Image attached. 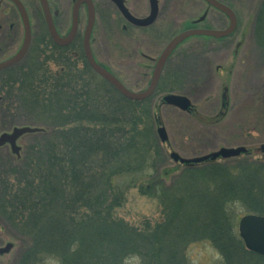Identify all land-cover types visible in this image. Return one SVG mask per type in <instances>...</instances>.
I'll return each instance as SVG.
<instances>
[{
    "label": "trees",
    "instance_id": "16d2710c",
    "mask_svg": "<svg viewBox=\"0 0 264 264\" xmlns=\"http://www.w3.org/2000/svg\"><path fill=\"white\" fill-rule=\"evenodd\" d=\"M59 52L49 36L46 55L36 41L23 68L0 78L4 100L19 104L38 119L33 125L42 127L30 133L40 135V143L29 147L21 166H10L14 181L0 180V218L26 238L19 264H123L134 256L144 264H188L184 249L193 236L210 241L225 264H264V257L243 249L228 214L233 200L248 209L255 206L251 190L262 169L245 167L235 175L209 162L203 169L192 167L197 170L177 187L163 190L150 174L163 159L151 111L148 106L143 114L136 107L150 99H125L88 65L79 72L76 56ZM57 60L65 65L52 72L48 63ZM143 177L153 182L144 187ZM137 187L152 188L165 202L183 208L171 215L172 239L159 259L158 243L138 238L137 231L111 216L126 191ZM255 210L250 214L264 215Z\"/></svg>",
    "mask_w": 264,
    "mask_h": 264
},
{
    "label": "rangeland",
    "instance_id": "374dc122",
    "mask_svg": "<svg viewBox=\"0 0 264 264\" xmlns=\"http://www.w3.org/2000/svg\"><path fill=\"white\" fill-rule=\"evenodd\" d=\"M22 2L27 9L33 33L39 35L41 31L48 37L49 32L39 0H22ZM48 2L52 13H58L56 23L61 25L59 27L61 34H68L72 28L74 0H48ZM158 2L162 9L165 8L153 27L137 30L131 28L127 34L122 31L125 21L119 11L111 5L108 11L104 12L100 8L102 2H97L98 20L91 37L93 56L99 65L135 93L147 90L152 79V67L176 35L187 30L208 27L206 23L201 21L205 10L208 11L209 15L221 17L213 9L208 8L202 0H168L167 2L159 0ZM263 2L264 0H235V9L240 17L237 37L235 34L237 42L242 44L245 40L246 43L248 42L253 30L251 28L252 23L260 9L263 10L262 15L264 16V6L261 7ZM128 5L132 8V13L139 18H144L150 14L148 0H137V2L128 0ZM88 17L87 10L83 9L80 13L78 36L82 42ZM20 20L17 8L6 0H0V23H4V26L15 24L21 29ZM262 23L258 25L261 31L264 30L262 27L264 24L261 26ZM214 25L218 27L217 24ZM245 34L246 39L243 37ZM23 40L22 38L19 47L22 46ZM213 41L216 40H206L203 37L189 39L174 53L169 68L171 69L172 65L175 66L178 60L182 61L193 48L199 49L193 54H199L200 49L203 51L210 46V43L215 44ZM249 42L248 48H242L243 46L239 48L235 45L228 48L217 45L216 49L210 51L211 54L204 53L203 56L210 65L208 74L193 80L192 85L194 89L201 87L200 90L193 91L194 89H188L189 86L184 87L181 73L172 72L173 78L169 79L165 76L160 83L159 91L148 103L136 106L143 114L148 106L151 111L149 115L152 121L150 126L163 159L157 161L154 168L155 172L151 171L150 174L152 178L156 177L155 179L162 182L163 190L173 188V186L177 187L184 175L197 170L192 169V167L203 169L207 165L188 167L176 163L171 158L173 153L184 160H193L215 154L222 149L245 148L253 152L252 155L242 154L237 158H220L213 162L218 166L231 168L235 175L241 174L245 167L251 168V171L257 168L262 169L254 178L251 190L255 195L253 200L255 206L248 209V205L242 204V201L233 200L231 210L228 212L231 217V225L234 227V235L235 237L238 235L241 241L240 220L252 213L251 210L254 212L255 209H259L264 212V156L261 155L260 151L264 145V97H262L264 96V39H260L258 49L251 43V39ZM17 46L10 51L8 56L16 51ZM51 49L53 48L48 49L50 54L54 53V50ZM78 53L79 59H74L73 63H76V69L79 72L85 71L88 64L84 52L79 49ZM250 53H255L254 63L244 65L243 68L235 67L232 69L235 72L227 71L231 68L232 63L235 65L237 62L245 61ZM46 54L48 53H44V55ZM259 56H262L261 59ZM63 64L65 65L64 61L57 60V62L50 61L48 66L52 72H56ZM147 71H149L148 78H143L141 74ZM244 71L249 73L247 78L243 77L246 73ZM88 78L94 81L92 72L88 73ZM245 83H248L246 90ZM225 87H228L229 90L227 109L221 107ZM6 92V90H0L1 137L4 135L11 136L16 130L25 129V127L32 128L31 130L42 128L39 125H33L38 119L32 118L29 113L21 109L19 104L4 100L7 95ZM167 95L188 98L191 106L194 105L196 109L195 113L190 116L187 112L166 105L163 98ZM226 113L229 114L226 118L221 116ZM145 120L146 117L142 124ZM249 120L250 123L247 124ZM140 128L142 129V126ZM160 128H164L168 136L165 144L162 143L158 134ZM40 139L38 134L26 133L18 139L16 150H13L10 143L0 146L1 181L8 180L7 177H11L14 181L15 173L10 166H21L29 147L34 145L37 140L40 143ZM150 181L153 182L149 177L140 179L144 187H147ZM167 210L168 212L171 211L168 217ZM182 210L183 208H179V204L170 200L166 202L162 200L161 195L152 188L149 192L137 187L126 191L123 196V203L120 207L113 209L111 216L114 221L122 222L126 227L137 231L139 233L138 238L153 239V242L158 243L160 250L158 249L156 254L159 259L161 249L164 248V251L167 252L166 245L172 239L170 237L172 229L170 232L168 230H170L169 227H172L171 223L175 217L171 215L174 211L182 213ZM253 215L264 217L263 214L254 213ZM25 239L8 226L5 220L0 218V264H19ZM242 246L247 251L244 242H242ZM184 250V257L188 264H225L221 252L210 241L198 239L197 236H193ZM253 261V264H256L255 260ZM123 264L144 263L134 256L124 260Z\"/></svg>",
    "mask_w": 264,
    "mask_h": 264
},
{
    "label": "water",
    "instance_id": "95a60500",
    "mask_svg": "<svg viewBox=\"0 0 264 264\" xmlns=\"http://www.w3.org/2000/svg\"><path fill=\"white\" fill-rule=\"evenodd\" d=\"M7 1L13 3L16 6V8L19 10L22 16V19L24 22V28H25V41H24L23 47L21 51L19 52V54L16 57H14L12 60L1 64L0 70L15 66L18 63H20L24 59L26 54L28 53V50L32 42V29L30 25L29 16H28V13L25 7L23 6L20 0H7ZM75 1L76 2L74 5L73 14H72L71 33L66 40H62L60 36L58 35V32L55 28L48 0H39L42 10L44 12L47 28H48V31H49V34L52 40L54 41L55 44L59 46H66L74 40L79 30L80 9L84 4H87L89 17H88V24H87L85 38H84V51H85L86 60L89 66L91 67V69L98 76H100L103 80H105L108 84H110L125 99L133 101V102L146 101L155 94L166 62L168 61L172 53L184 41L190 38H193V37H210V38H215V39H222V38H225L231 35L236 30V27H237L236 16L233 14V12L229 8L217 2L216 0H204L213 8L228 15L231 21L230 28L226 31L194 29V30L185 31L179 34L174 40L170 42V44L167 46L162 56L160 57L149 88L145 92L134 93L128 90L114 75H112L110 72H108L106 69H104L102 66H100L96 62L93 56L92 48H91V37H92V32H93V28L95 24V12H94L92 2L91 0H75ZM151 4L153 6L152 13L150 17L145 20H135L127 13L125 14L131 21H133V23L136 26H140V27L149 26L153 24L157 18L156 0H151ZM163 102L166 105L180 109L183 112H189L192 108L190 100L183 96L169 95V96L164 97ZM31 132H32L31 129L25 128L21 130H16L15 133L11 136L4 135L3 137H1V128H0V146H4L7 143H10L13 147V150H16V141L22 135L26 133H31ZM158 134H159V137L162 143L165 144L168 140L166 130L164 128H160L158 130ZM261 151L262 153H264V146H262ZM246 153H247V150L244 148L222 149L220 152H217L215 154L202 157V158H198V159H193V160H184L175 153L171 154V158L174 162L180 163L182 165H198V164H202L209 160L217 161L220 158L233 159V158H237L241 156L242 154H246ZM239 234L245 244L247 251L264 257V217L250 215V216H246L243 219H241L239 223Z\"/></svg>",
    "mask_w": 264,
    "mask_h": 264
},
{
    "label": "flooded vegetation",
    "instance_id": "af4514ba",
    "mask_svg": "<svg viewBox=\"0 0 264 264\" xmlns=\"http://www.w3.org/2000/svg\"><path fill=\"white\" fill-rule=\"evenodd\" d=\"M20 1L23 4V6L25 7V5L22 2V0H20ZM129 1H131V2H133V1L137 2V0H129ZM158 1L159 0H156V3H157V5H156V7H157V18L154 21V23L151 24V25H149V26H146V27H140V26H136L133 23V21H131L126 16L125 13H127L128 15H130L135 20H145V19H147V18L150 17V15L152 13V9H153V6L151 4V0H148L149 8H150V14H149V16H146L144 18H139V17H137L136 15H134L132 13V8H130V6L128 5V0H91L92 5H93V8H94V12H95V24H94L93 32L95 30L96 23H97V20H98L97 19V14L99 12V8L97 6L98 5L97 2H102V5H100V8L103 9L104 12L108 11V8L111 5H113L115 7V9H117L119 11V13L121 14L122 18L125 21V24H124V26L122 28L123 29L122 31H123V33L127 34L129 32V29H131V28L133 30H137V29H148V28L153 27V25L159 19L162 10H164V8H165L164 7L162 9L160 7ZM164 1L167 2L168 0H164ZM202 1L206 4V6L208 8L213 9L221 17H218L217 15H209L208 11L205 10L204 15H202V17H201V19H202L201 21H202V23H206L208 27H200V28H197V29L214 30V31H226V30H228L230 28V26H231V21H230V18L228 17V15H226L225 13H223V12H221V11L213 8L212 6H210L204 0H202ZM216 1L219 2V3H221L222 5L226 6L227 8H229L233 12V14L236 16V19H237V27H236V30L231 35H229V36H227L225 38H222V39H215V38H210V37H203V38H206V40H216V41H213V42H215V44L210 43V46L209 47H206L205 49H203V51H201V49H200L199 54H193L195 51L199 50V49L193 48L192 50H190L191 52H189L188 55H186V57L183 58L182 61L178 60V62L175 64V66L172 65V67L170 69L169 68V65H170V61L172 60V57H173L174 53L179 49V47L182 44L186 43L189 39L186 40V41H184L172 53V55L170 56V58L166 62L165 66L163 68L161 77H160V81H159L158 87H157L156 92H155V94L153 96H155L157 94V92L159 91L160 83H161L162 79L165 78V76H167L169 79H172L173 78L172 77V72H179V73H181L182 79H183V82H184V87L189 86V88H188L189 90L194 89V87H192L193 80L197 79L201 75H207L208 74V70L210 68L209 62L206 61L207 59H205V57L203 56V54L204 53L205 54H211L210 51L216 49L217 48L216 47L217 45L218 46L220 45V47L225 46V47H228V48L233 47V45H235V47H239V48H241L242 46H243L242 48H248L249 47V43H250L249 42V39H251L252 40L251 43L258 49V45H259L260 39H262V38L264 39V30L261 31L260 26H258L259 23H262L263 22L261 24V26L264 24V16L262 15L263 10L260 9L257 12V14L255 16V19H254V21L252 23V27L251 28H253V30H252L251 36H250V38H248V42L247 43H246V40H245L243 42V44H242L240 42H237V40H236V37H237V34L236 33L238 31L240 17H239V15H238V13H237V11L235 9V0H216ZM251 1H253V0H251ZM75 2L76 1L74 0V5H75ZM9 3H11V2H9ZM11 4H13V3H11ZM263 6H264V2L262 3V6L261 7H263ZM83 9H86L87 10V14H89L87 4H84L81 7L80 13H81V11ZM50 10H51V8H50ZM17 12H18L19 17L21 19L20 22L22 23V28L21 29L19 27H17L15 24H11L10 26H4L5 25L4 23H2V24L0 23V65L3 64V63H6V62L12 60L14 57H16L19 54V52L21 51V49L23 47V44H24V41H25L24 22H23L22 16H21V14H20V12H19L18 9H17ZM51 14H52L53 22H54L55 28H56V30L58 32V35L60 36V38L62 40H66L69 37L71 31L68 34H66V35L65 34L62 35L61 34V31L59 29V27H61V25H57V23H56V18L58 16V13H52V11H51ZM43 16H44V12H43ZM44 18H45V16H44ZM45 22H46V20H45ZM214 24H217L218 27H215ZM46 26H47V24H46ZM262 27H264V25ZM93 32H92V35H93ZM235 34H236V37H235ZM178 35H176L172 40H174ZM48 36L51 39V36H50L49 33H48ZM78 36H79V30H78V33H77L76 37L74 38V40L70 44H68L66 46H59V45L55 44L52 39H51V41L58 48V50H60L61 56L64 55L63 54V51H66L68 53V56L69 57L70 56H76V58H78V55H79L78 51H79V49H82L83 50L84 56H85L84 39H83V42H82L80 40V38H78ZM245 36H246V34L243 35L244 38H245ZM22 38L24 40H23L22 46L19 47V45L21 44ZM84 38H85V35H84ZM36 41H38V43H39V50H40V52L43 53V54L45 53L47 35L46 34H43L41 31H40L39 35H37V34H34L33 31H32V42H31V46H30V48L28 50V53L24 57V59L20 63H18L17 65H15V66H12V67H9V68L0 70V78L1 77H5V75H7L9 73H11V74L12 73H16V71H19L20 69L23 68V66L27 63V58H28L29 53L31 51L32 45H34V43ZM170 42H169V44H170ZM244 45H245V47H244ZM16 46H17L16 51L11 56H8L9 53H10V51L13 50V49H15ZM254 46H253V49H255ZM91 47H92V45H91ZM165 49L163 50V52L165 51ZM163 52H162V54H163ZM162 54L160 55V57L162 56ZM247 56L248 57H247V59L245 61L237 62L235 65H233V63H232L231 68H229V70H227V71L228 72H235L234 70L232 71V69H234L235 67H238L239 66V67H242L243 68V67H245L244 65H249L250 63L251 64L254 63V61H255V59H254L255 58V53H250V55H247ZM160 57H159V59H160ZM261 57L259 56V59H261ZM85 59H86V56H85ZM159 59H158V61H159ZM158 61L155 63L154 67H152L153 70L152 71L149 70V71H151L152 79H153V76H154L155 69H156V66L158 64ZM221 70H223V69H221ZM149 71L141 74V76H143V78H148V72ZM245 72L246 71H244V73ZM248 74L249 73L246 72L245 73V76L243 75V77L247 78L248 77ZM152 79H151V81H152ZM244 85H245L244 86L245 87V90L248 89V83L247 84L245 83ZM125 87L128 90H130L127 86H125ZM200 88L201 87H198V88L196 87L193 91H197L198 89L200 90ZM2 89H3V85H2V83H0V90H2ZM228 92H229L228 87L227 88L225 87L223 89V93L224 94L222 95V103H221V107H223V109H227L228 106H229L228 97H227ZM262 97H264V96H262ZM263 103H264V100H263ZM195 111H196V109H195V107L193 105L191 111L188 112V114L191 116V115H193L195 113ZM228 115L229 114L226 113L225 115L223 114L221 116H224L226 118ZM249 123H250V120L247 122V124H249ZM246 150L248 152L247 153L248 155H252L253 154L252 151H250L248 149H246ZM261 155L264 156L263 153Z\"/></svg>",
    "mask_w": 264,
    "mask_h": 264
}]
</instances>
